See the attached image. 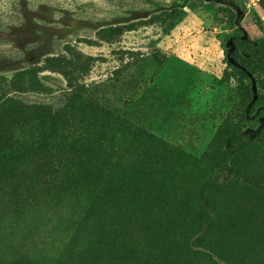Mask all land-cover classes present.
<instances>
[{
  "label": "rangeland",
  "instance_id": "obj_1",
  "mask_svg": "<svg viewBox=\"0 0 264 264\" xmlns=\"http://www.w3.org/2000/svg\"><path fill=\"white\" fill-rule=\"evenodd\" d=\"M117 25L120 35L101 39ZM237 39L258 48L251 72L232 58ZM48 57L68 76H13ZM233 67L241 72L228 75ZM0 92L59 112L77 100L75 124L104 150L147 147L135 135L169 148L150 189L86 217L85 202H59L16 250L38 264H217L209 250L220 264H264V127L242 151L236 183L208 191L215 224L202 236L210 218L195 199L221 138L253 101L264 109V0H0ZM72 235L77 245L58 261Z\"/></svg>",
  "mask_w": 264,
  "mask_h": 264
},
{
  "label": "trees",
  "instance_id": "obj_2",
  "mask_svg": "<svg viewBox=\"0 0 264 264\" xmlns=\"http://www.w3.org/2000/svg\"><path fill=\"white\" fill-rule=\"evenodd\" d=\"M122 32L123 26H108L100 29L99 35L108 41ZM233 43L234 62L251 72L259 62L255 59L260 55L258 48L242 39ZM56 60L59 62L56 57H48L46 68H28L13 76H27L35 81L39 72L48 70L67 77V68H55ZM234 71L241 72L235 67L226 72L233 75ZM2 94L0 92V264H38L41 258L28 256L16 248L19 241L27 239L26 235L32 236L43 211L55 208L64 200L76 199L86 204L84 217L90 216L96 207H113L115 198L120 195L132 198L139 192L140 185L150 189L152 178L164 167L166 156L163 154L169 148L151 136H134L147 144L140 149L113 151L97 146L100 139L96 135L91 137V130H80L73 120L77 100L67 110L59 112L47 106H27ZM78 103L83 108L86 106L84 100ZM87 110L96 117L100 113L104 115L94 104H89ZM94 120H88V124L95 126ZM263 127L264 109L257 99L250 104L241 124L221 138V157L213 163L195 193L197 204L210 218L200 221L197 236L204 235L215 224L214 204L208 191L236 183L241 153L260 137ZM122 159L126 162L124 166ZM77 241L73 235L70 237L58 261L64 259L65 252L71 253ZM208 252L217 264L222 262L217 253Z\"/></svg>",
  "mask_w": 264,
  "mask_h": 264
}]
</instances>
